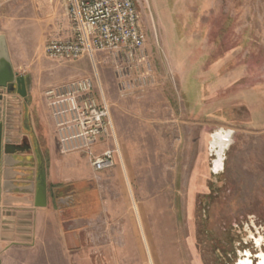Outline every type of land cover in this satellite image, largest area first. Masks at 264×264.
Wrapping results in <instances>:
<instances>
[{"label": "rangeland", "instance_id": "rangeland-1", "mask_svg": "<svg viewBox=\"0 0 264 264\" xmlns=\"http://www.w3.org/2000/svg\"><path fill=\"white\" fill-rule=\"evenodd\" d=\"M137 2L153 72L147 85L123 93L105 53L75 61L45 54L50 37L68 34L61 0H0V35L37 96V113H49L50 86L93 77L116 129L115 166L93 173L101 211L83 219L85 253L52 264H238L249 257L258 264L264 0ZM134 69L130 79L138 80ZM217 131H231L219 164L220 147L211 145ZM83 155L75 157L84 167Z\"/></svg>", "mask_w": 264, "mask_h": 264}, {"label": "crops", "instance_id": "crops-1", "mask_svg": "<svg viewBox=\"0 0 264 264\" xmlns=\"http://www.w3.org/2000/svg\"><path fill=\"white\" fill-rule=\"evenodd\" d=\"M27 84L26 98L6 89L0 96L5 151L23 172L14 180L21 188L11 186L7 192L0 185V264L81 258L83 219L101 211L100 194L91 182L94 171L88 157L83 155V167L75 157L78 153L59 152L54 120L50 113H37L39 101ZM43 172L46 197L38 200Z\"/></svg>", "mask_w": 264, "mask_h": 264}, {"label": "built area", "instance_id": "built-area-1", "mask_svg": "<svg viewBox=\"0 0 264 264\" xmlns=\"http://www.w3.org/2000/svg\"><path fill=\"white\" fill-rule=\"evenodd\" d=\"M61 2L68 34L46 41L44 52L49 58L75 61L85 56L95 59L97 54L105 53L116 65L123 93L148 84L153 68L137 0ZM134 68L140 69L138 80L130 79ZM4 89L0 87V96ZM44 94L54 120L59 152L86 155L96 174L111 170L119 145L109 104L97 95L95 79L71 78L50 86ZM110 139L115 141L114 146H106Z\"/></svg>", "mask_w": 264, "mask_h": 264}, {"label": "water", "instance_id": "water-1", "mask_svg": "<svg viewBox=\"0 0 264 264\" xmlns=\"http://www.w3.org/2000/svg\"><path fill=\"white\" fill-rule=\"evenodd\" d=\"M28 80L27 77L21 75L15 70L12 62L7 38L4 34L0 35V87L5 88L9 93L17 92L22 97L28 96ZM231 134H227L229 137ZM227 144L229 138H227ZM226 144V147H227ZM225 147V149H226ZM225 151V150H224ZM223 151V152H224ZM13 154L5 151L3 143V124H0V185L3 183L4 190L11 191V186L21 188L14 184L17 175L23 174L22 171L15 168L13 162ZM46 176L45 172L42 175V182L38 190V200H43L46 197Z\"/></svg>", "mask_w": 264, "mask_h": 264}, {"label": "bare ground", "instance_id": "bare-ground-1", "mask_svg": "<svg viewBox=\"0 0 264 264\" xmlns=\"http://www.w3.org/2000/svg\"><path fill=\"white\" fill-rule=\"evenodd\" d=\"M228 135L231 134V131H227L226 134L223 131H217V133L214 134L213 136V140L211 142L212 148H216L220 147V150H218V154H219V159H218V164L220 163V159L222 158V153L225 150L227 141H228Z\"/></svg>", "mask_w": 264, "mask_h": 264}, {"label": "flooded vegetation", "instance_id": "flooded-vegetation-1", "mask_svg": "<svg viewBox=\"0 0 264 264\" xmlns=\"http://www.w3.org/2000/svg\"><path fill=\"white\" fill-rule=\"evenodd\" d=\"M245 256V254L243 255V257ZM252 257V256H251ZM262 258V260L260 259V260H258V264H264V256H262L261 257ZM241 261V262H240ZM254 262H255V259H253V258H244V259H239V262H238V264H254Z\"/></svg>", "mask_w": 264, "mask_h": 264}]
</instances>
